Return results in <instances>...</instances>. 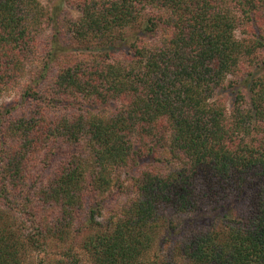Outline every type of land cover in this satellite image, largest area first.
<instances>
[{"label":"trees","instance_id":"trees-1","mask_svg":"<svg viewBox=\"0 0 264 264\" xmlns=\"http://www.w3.org/2000/svg\"><path fill=\"white\" fill-rule=\"evenodd\" d=\"M69 1L0 0V264H264V0Z\"/></svg>","mask_w":264,"mask_h":264},{"label":"rangeland","instance_id":"rangeland-1","mask_svg":"<svg viewBox=\"0 0 264 264\" xmlns=\"http://www.w3.org/2000/svg\"><path fill=\"white\" fill-rule=\"evenodd\" d=\"M42 5L47 9L51 11H55L56 7L58 6L59 12L63 11L66 14L69 15V18L73 19L74 21L78 20L80 17L79 12L77 9H75L72 6V2L69 0H41ZM58 11V10H57ZM158 14L156 11L150 10V13ZM168 15V14H167ZM248 25H245L243 27H240L236 31V35L238 38L247 37L249 33H246V30H251V27H247ZM61 29V26H59ZM53 29V28H52ZM52 29L47 30V35H50V33H53ZM66 34V32H63ZM128 34L130 35V38L133 35V32L130 30L128 31ZM264 35V33H263ZM71 37L68 36H60V41H62V46L59 48V53H61L64 56H68L64 54V51L68 50V47H71V45L68 44V42L71 40ZM68 46V47H67ZM261 54L258 55V58H260ZM63 57V56H62ZM36 65H30L26 69V72L24 74L23 82L26 83L29 81V77L33 73H39L40 72V64L38 62L35 63ZM244 92L249 96V90L248 86L243 87ZM19 91H10L8 93H5L0 98V110L4 109L5 105L12 103L13 100L18 98ZM123 200L122 197L119 198L118 202H121ZM115 203V202H114ZM166 223L165 228H162L159 232L158 239L156 241V248H155V255L162 261V262H177V264H189L186 259H184L180 254L177 248L174 247V244L172 241L177 240L179 242L181 240V234L182 231H185L184 228L187 227V225L193 224V220L191 216H179L170 214L167 212L166 216ZM190 218V219H189ZM206 218V217H205ZM101 221H103V218H100ZM190 220V221H189ZM206 221H210L207 220ZM204 223L203 221H201ZM169 223L172 224V226H169Z\"/></svg>","mask_w":264,"mask_h":264}]
</instances>
